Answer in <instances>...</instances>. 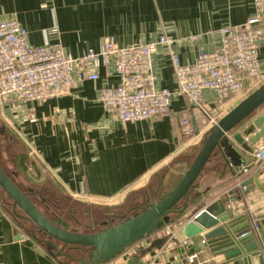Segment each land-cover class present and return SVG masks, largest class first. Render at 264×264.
<instances>
[{
  "label": "crops",
  "instance_id": "1",
  "mask_svg": "<svg viewBox=\"0 0 264 264\" xmlns=\"http://www.w3.org/2000/svg\"><path fill=\"white\" fill-rule=\"evenodd\" d=\"M254 15V0H0V18L18 21L28 31L32 45L58 44L67 55L78 58L90 50L101 51L107 40L124 48L170 38L175 41L172 50L183 65L195 63L201 52L220 47L225 27L243 25ZM259 63L264 75V43L259 49ZM154 71L159 89L178 88L166 47L159 49ZM120 82V77L109 76L103 69L99 81L79 83L61 98L46 103L14 99L7 106H0V134L14 138L22 151L15 158L14 167L19 168L13 171L15 180L20 174L29 178L35 175L28 190L37 193L50 180L64 196L98 208V212L90 211L86 224L76 221V230L61 223L66 229L97 232L114 216L122 217L139 205L154 202L160 187L161 193L170 192L189 169L211 129L210 124L201 127L192 142L182 137V120L190 118L200 126L204 122L195 116V106L184 97L174 98L170 113L164 117L132 123L119 121L98 98L104 87H117ZM216 97L212 92L204 94L208 113L226 116L238 105L228 102L220 106ZM259 147H264V139L253 146V151ZM253 163L252 153L243 152L234 167L235 175L211 165L198 182L197 194L201 197L185 219L237 192L239 185L258 174L264 185V169L258 172L252 168L243 174V169ZM129 194H135L131 208L121 215L120 203ZM7 204L10 203L0 196V264H77L57 258L48 247L25 235V228L30 225L17 220ZM231 206L238 209V216L249 215L257 221L254 241L261 245L264 189L255 185L243 201ZM176 221L177 218L172 219ZM17 230L19 236L25 237L23 240L16 238ZM178 238L185 239L183 231ZM202 239L200 236L191 247L184 248L168 243L160 230L108 264L123 260L125 264H187V254L195 252L199 254L198 264H264L258 254L228 260L210 246L201 245Z\"/></svg>",
  "mask_w": 264,
  "mask_h": 264
},
{
  "label": "built area",
  "instance_id": "2",
  "mask_svg": "<svg viewBox=\"0 0 264 264\" xmlns=\"http://www.w3.org/2000/svg\"><path fill=\"white\" fill-rule=\"evenodd\" d=\"M254 6L255 15L248 22L225 27L221 46L212 52H201L189 65L181 64L172 50L175 41L170 38L124 48L107 40L101 51L90 50L74 58L58 44L32 45L28 31L18 21L0 18V106L5 107L14 99L46 103L61 98L79 83L99 81L105 69L109 76L120 77L121 82L117 87H104L98 102L119 121L132 123L164 117L170 113L173 99L184 97L203 110L210 126H214L224 115L207 112L206 92L215 93L220 106L228 102L236 105L264 84L259 63V49L264 43V0H254ZM161 47H166L171 55L178 85L175 91L157 86L154 67ZM181 134L188 142L196 139L190 118L182 120ZM252 156L254 163L243 169L244 175L252 168L258 172L264 169V147L255 149ZM185 224L183 219L170 222L161 229V235L168 243L191 247L194 239L178 238ZM252 226L254 230L258 227L255 219ZM252 234L249 230L242 237ZM206 243L204 239L200 242L203 246ZM198 259L196 252L186 256L187 264H198Z\"/></svg>",
  "mask_w": 264,
  "mask_h": 264
},
{
  "label": "water",
  "instance_id": "3",
  "mask_svg": "<svg viewBox=\"0 0 264 264\" xmlns=\"http://www.w3.org/2000/svg\"><path fill=\"white\" fill-rule=\"evenodd\" d=\"M195 134L200 130L193 121ZM264 139V84L239 103L217 124L211 126L196 157L178 184L167 193L156 191L155 201L139 205L122 216H114L99 231L77 232L66 229L50 218L34 200L37 191H24L14 176L8 174L0 161V191L10 201L14 217L30 225L25 235L42 246L48 247L57 258H65L77 264H108L132 246L163 229L172 218L183 219V234L187 239L203 236L206 246L215 252L224 254L228 260L243 258L247 255H260L264 260V233L261 245L254 241V234L242 237L249 231L240 223L245 218L238 216V209L232 205L243 201L255 187L264 189L258 174L254 179L239 185L237 192H231L226 198L217 199L189 220L185 216L194 203L201 197L197 194L198 182L209 171L211 165L222 167L225 172L234 174L241 154L253 153ZM16 176V175H15ZM40 200L47 199L40 195ZM116 219H119L116 222ZM18 240L19 231L15 232Z\"/></svg>",
  "mask_w": 264,
  "mask_h": 264
},
{
  "label": "rangeland",
  "instance_id": "4",
  "mask_svg": "<svg viewBox=\"0 0 264 264\" xmlns=\"http://www.w3.org/2000/svg\"><path fill=\"white\" fill-rule=\"evenodd\" d=\"M5 137L1 136L0 134V161L2 163V166L5 167L4 169L6 170V172L10 175L12 174L13 177V171L19 170V168L14 167L16 165L15 158L22 151L20 144L18 145V142L14 140V138H11L8 135L6 138ZM34 178L35 175H33L32 178H29L26 174L23 175L20 174V176L16 178V180L18 184L21 186V188L27 191L30 186L32 187L33 182H31V180H33ZM42 185L44 186H40L41 188L39 189L34 185L33 186L34 188H37L40 191L38 193L42 195L44 198H46L47 201L46 202L41 201L38 198V195L34 197V200L50 218L52 219L58 218L60 221L66 223L69 226V228L73 230L79 228L76 225L78 224L76 221L86 224L85 220H87L86 219L87 216H90V211L92 212L99 211L97 207L91 208V206L85 204L84 202H80L75 199L64 196L61 192H59L56 189L57 187L50 180L48 182H44V184ZM134 197L135 194H131V196L129 194L128 198L125 197L123 202L120 203V211L123 212L121 215L126 214V211L130 210L132 204L131 201L132 199H134ZM55 205H57L58 207L56 208Z\"/></svg>",
  "mask_w": 264,
  "mask_h": 264
},
{
  "label": "trees",
  "instance_id": "5",
  "mask_svg": "<svg viewBox=\"0 0 264 264\" xmlns=\"http://www.w3.org/2000/svg\"><path fill=\"white\" fill-rule=\"evenodd\" d=\"M196 108V114H195V116H198V118H202L203 120H204V122H203V126H200L198 123H197V125H198V128H199V130L201 131V127H204V126H206V125H208L209 124V118H208V116L207 115H205L204 114V112H203V110H201L200 108H198V107H195ZM222 117H220V119H221ZM28 157H29V155H28ZM21 158V161H25V160H23V158L22 157H20ZM30 159V158H29ZM31 160V159H30ZM0 196H1V198L3 199V201H5V202H9V200H8V198L6 197V195L5 194H3L1 191H0ZM8 200V201H7ZM6 204V203H5ZM7 206H9L8 204H7ZM173 219V218H172ZM172 219L170 220V222H172ZM254 219H253V217L252 216H249V215H247L242 221H241V225L243 226V227H246V228H248L249 230H252L253 231V234H257V230L255 229H253V226H252V221H253ZM58 224H60L61 225V223H63V222H60L59 220L58 221H56ZM169 222V223H170ZM64 225H67L66 223H64Z\"/></svg>",
  "mask_w": 264,
  "mask_h": 264
},
{
  "label": "flooded vegetation",
  "instance_id": "6",
  "mask_svg": "<svg viewBox=\"0 0 264 264\" xmlns=\"http://www.w3.org/2000/svg\"><path fill=\"white\" fill-rule=\"evenodd\" d=\"M38 198L40 199V195H38Z\"/></svg>",
  "mask_w": 264,
  "mask_h": 264
}]
</instances>
